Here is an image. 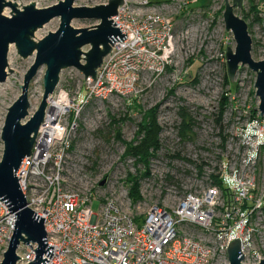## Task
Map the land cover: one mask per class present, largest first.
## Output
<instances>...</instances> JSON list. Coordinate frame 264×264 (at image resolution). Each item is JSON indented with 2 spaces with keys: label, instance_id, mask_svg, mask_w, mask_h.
<instances>
[{
  "label": "rangeland",
  "instance_id": "rangeland-1",
  "mask_svg": "<svg viewBox=\"0 0 264 264\" xmlns=\"http://www.w3.org/2000/svg\"><path fill=\"white\" fill-rule=\"evenodd\" d=\"M9 1L18 5L17 9H22V6L31 2L41 9L60 0ZM159 1L167 4V13L173 18L177 36L167 58L158 53L153 60L142 58L131 64L136 71L129 73V79L124 82L120 92L107 93L108 86L97 89L75 68L63 69L59 74V89L75 100L77 107L83 108L78 116L79 127L73 139L71 173L83 183L87 182L88 186L99 187H90L91 192L99 197L121 191L125 207H129V212L135 217H139L147 208V204L138 212L131 208L136 201L142 199L140 190L147 195L148 202L163 204L160 200L162 193L154 190L155 183L165 177V174L173 178L168 185H175L176 190L192 191L197 182L187 175H190L189 171L193 166L202 161L213 165L220 163V159L232 157L237 163L242 158L241 154L246 153L245 149L233 146L240 130H244L250 138L249 150L256 151V137L264 140V122L260 124L255 119L259 115V101L254 88L255 73L245 66L236 72L233 80L227 75L226 47L229 45L234 50L235 42L232 34L225 31L223 0ZM99 2L100 0H74L73 6ZM261 2L262 0H244L243 10L235 11L242 18L244 12H249L251 3L254 5V11L250 12L245 21L252 40L251 57L255 61L264 58V20L258 17L260 21H252ZM2 14L10 16L11 9L5 7ZM59 22V18L52 19L37 29L32 39L37 42L48 32L56 31ZM97 23L73 20L71 26L76 29L90 28ZM10 46L13 63L8 68L12 71L0 90V160L4 148L1 131L7 108L20 95L19 86L35 59V53L22 58L15 45ZM88 49V46L82 48L83 51ZM45 69V66H41L29 84L28 100L32 112L37 110L42 99ZM57 94L58 92L54 94L55 98ZM221 106L224 107L222 114ZM75 109L71 113L72 120L77 118ZM150 111L154 113L159 128L156 135L159 147L154 156L141 162L138 156L127 152V147L137 146L140 142L144 135L140 126ZM179 112L188 116L189 129L183 135L180 132ZM225 150L228 153L224 155ZM257 153L259 155L255 167H249L246 171L252 172L254 169L255 193L259 196L264 193V150H257ZM174 154L179 157L172 158ZM182 184L184 187H181ZM133 185L138 188L137 197L130 193ZM166 186L162 184V189ZM94 197L91 210L97 212L99 200L97 196ZM234 230L253 238L256 246L261 248V242L264 243V210L256 212L246 222L239 223Z\"/></svg>",
  "mask_w": 264,
  "mask_h": 264
},
{
  "label": "built area",
  "instance_id": "built-area-1",
  "mask_svg": "<svg viewBox=\"0 0 264 264\" xmlns=\"http://www.w3.org/2000/svg\"><path fill=\"white\" fill-rule=\"evenodd\" d=\"M106 3L107 0H100L86 7ZM167 11L164 1L123 0L111 20L122 34L126 33V38L114 42L95 79L85 80L97 89L108 86L107 93L120 92L129 73L136 71L131 64L142 58L153 60L158 53L167 58L173 40H177L173 18ZM256 12L264 20V0ZM46 102L31 153L23 158L15 173L26 207L44 218L46 243L52 246V256H44L48 260L45 264H229L226 249L235 239L239 240L243 254L241 264H259L264 259V243L259 248L253 238L234 230L239 223L264 210V193H255L254 169L246 171L255 167L257 150H264V140L259 136L255 140L256 151L249 150L250 138L240 130L233 146L245 149L246 153L241 154L237 163L232 157L213 165L202 161L198 164L200 171L197 164L193 166L187 175L197 182L192 191L168 185L173 181L169 174L155 183L154 191L162 193L163 204L148 202L147 195L140 190L142 199L131 208L136 212L146 204L147 208L135 217L125 207L121 191L99 197L90 190L95 185L88 186L71 173L73 139L83 108L59 89V82ZM73 109L77 118L72 120ZM34 112L29 108V115L22 122ZM263 117L258 115L256 122L263 123ZM213 177L222 186L213 183ZM162 184L167 186L162 189ZM180 191L182 194L178 195ZM94 196L99 200L97 212L91 210ZM14 221V214L0 200V262ZM31 248L18 247L16 254L20 258L16 264L33 260Z\"/></svg>",
  "mask_w": 264,
  "mask_h": 264
},
{
  "label": "water",
  "instance_id": "water-1",
  "mask_svg": "<svg viewBox=\"0 0 264 264\" xmlns=\"http://www.w3.org/2000/svg\"><path fill=\"white\" fill-rule=\"evenodd\" d=\"M244 0H223V23L225 31L233 36L235 48L226 47V70L230 80L236 72L247 67L255 73V95L259 104L257 110L260 116L264 115V59L255 61L251 57L252 40L248 32L246 21L235 11L243 10ZM74 0H60L58 3L36 8L31 2L22 9H17L15 3L9 0H0V83L11 73L8 68L7 55L9 46L15 45L17 53L27 58L35 53L34 63L30 66L19 86L21 93L7 108L4 124L1 131L3 154L0 160V200L14 214L13 232L7 250L3 253L0 264H16L18 257L16 251L20 245H36L34 258L28 264H45L52 256V246H47L44 218L35 214L26 207V200L20 190L15 176L21 161L31 153V148L38 127L40 126L47 98L55 90L59 82V74L63 69L75 68L84 79H95L97 69L101 66L103 58L110 52L114 42H121L126 38L111 20L117 14V8L123 0H107L106 4L93 7L73 6ZM5 7L11 9V15L5 16L2 11ZM59 18L58 28L35 42L34 32L50 22ZM73 20L97 21L94 26L76 29L71 26ZM88 46L87 51L82 48ZM41 66H45L43 75V94L37 110L27 118L30 103L28 89L31 80ZM256 107H253L255 109ZM103 182H101V185ZM229 264H241L243 254L240 250L239 240L235 239L226 249ZM259 264H264V259Z\"/></svg>",
  "mask_w": 264,
  "mask_h": 264
},
{
  "label": "trees",
  "instance_id": "trees-1",
  "mask_svg": "<svg viewBox=\"0 0 264 264\" xmlns=\"http://www.w3.org/2000/svg\"><path fill=\"white\" fill-rule=\"evenodd\" d=\"M254 5L251 3L249 12L243 13V19L247 20L250 12L252 13L254 10ZM253 22H258L260 19L255 15L254 18L252 19ZM223 105V104H222ZM223 106H221V112L223 110ZM154 113L150 111L148 115L144 118L143 122L141 123L140 126V131L143 132V137L141 138L140 142L137 144V146H128L127 147V152H131L133 155L138 156V160L141 162H146L149 156H154V152L158 150V145H157V138L156 135L158 133V126L155 122V117L153 115ZM179 116L181 117V124H180V132L183 135L184 133L188 132V127H189V122H188V116H186L183 112H179ZM220 120V116H219ZM219 122V121H218ZM186 135V134H185ZM179 157L178 154L172 155L173 157ZM198 170L200 171L201 166H198ZM131 180V179H130ZM129 180V181H130ZM134 180V178H133ZM131 182V181H130ZM213 183H215L218 186H222L220 181L217 180V178L213 177ZM130 193L133 197L138 196V188L136 185H133L130 188Z\"/></svg>",
  "mask_w": 264,
  "mask_h": 264
},
{
  "label": "bare ground",
  "instance_id": "bare-ground-1",
  "mask_svg": "<svg viewBox=\"0 0 264 264\" xmlns=\"http://www.w3.org/2000/svg\"><path fill=\"white\" fill-rule=\"evenodd\" d=\"M13 63V56H12V51H11V46H9V52H8V66L11 67ZM7 81V80H6ZM6 82L0 83V90L1 87L4 86Z\"/></svg>",
  "mask_w": 264,
  "mask_h": 264
}]
</instances>
